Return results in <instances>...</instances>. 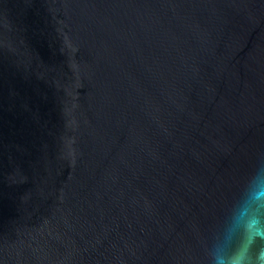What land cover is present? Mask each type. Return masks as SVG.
<instances>
[{
	"label": "water",
	"instance_id": "water-1",
	"mask_svg": "<svg viewBox=\"0 0 264 264\" xmlns=\"http://www.w3.org/2000/svg\"><path fill=\"white\" fill-rule=\"evenodd\" d=\"M264 159V0H0V264H207Z\"/></svg>",
	"mask_w": 264,
	"mask_h": 264
},
{
	"label": "clouds",
	"instance_id": "clouds-1",
	"mask_svg": "<svg viewBox=\"0 0 264 264\" xmlns=\"http://www.w3.org/2000/svg\"><path fill=\"white\" fill-rule=\"evenodd\" d=\"M206 251L207 264H264V159L249 172Z\"/></svg>",
	"mask_w": 264,
	"mask_h": 264
}]
</instances>
